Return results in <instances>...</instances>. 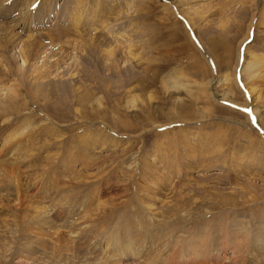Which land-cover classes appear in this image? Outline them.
<instances>
[{
    "label": "rangeland",
    "instance_id": "rangeland-1",
    "mask_svg": "<svg viewBox=\"0 0 264 264\" xmlns=\"http://www.w3.org/2000/svg\"><path fill=\"white\" fill-rule=\"evenodd\" d=\"M79 2L0 0V264H264V0Z\"/></svg>",
    "mask_w": 264,
    "mask_h": 264
},
{
    "label": "bare ground",
    "instance_id": "bare-ground-1",
    "mask_svg": "<svg viewBox=\"0 0 264 264\" xmlns=\"http://www.w3.org/2000/svg\"><path fill=\"white\" fill-rule=\"evenodd\" d=\"M86 1V0H85ZM166 1V0H165ZM84 2V1H83ZM84 5V3H82V0H80V2H79V4L75 7V10L73 11L72 10V14L74 15V14H76V15H79V16H77V22H75V23H77L78 25H79V22L81 23V21L83 20V13H84V10L86 9H82V6ZM87 5V4H86ZM164 5H166V4H164ZM84 8V7H83ZM165 8H167L168 9V7H167V5H166V7ZM71 13V12H70ZM93 13V12H92ZM71 15V14H70ZM94 15V14H93ZM168 15V14H167ZM188 15V14H187ZM20 16L22 17V14H20ZM73 18V17H72ZM104 19V18H103ZM254 19V18H253ZM109 20V19H108ZM258 20L260 21V17L258 18ZM71 21V20H70ZM74 21H75V19H74ZM84 21V20H83ZM103 21V20H102ZM117 21V20H116ZM253 21V20H252ZM106 23V22H105ZM189 23L192 25V21L190 20L189 21ZM113 24H115V23H113ZM179 24V23H178ZM109 25L110 24H107V25H105V26H103L104 28H103V31L104 30H106L108 33H109V37L111 38V40L112 39H114L116 36L118 37V38H116V39H119V36H121L122 38H124L125 36L123 35V34H117V33H115V32H113L112 31V29L109 27ZM116 25V24H115ZM76 26V25H75ZM101 26V25H100ZM193 26V25H192ZM257 26H258V23H257ZM251 27H252V23H251V26H250V28H249V32H250V29H251ZM85 28V27H84ZM257 28V27H256ZM77 29V27L75 28V30ZM85 30V29H84ZM77 31V30H76ZM83 31V30H82ZM118 32V31H117ZM124 32V31H123ZM126 33V32H125ZM249 37V36H248ZM248 37H247V39L245 38V40L243 41V43H241V45H240V48H239V54H238V62L240 63V61L241 60H239L240 58L242 59V57L244 56V54H242V53H244V52H242V51H244V44H245V42L248 40ZM84 38V37H83ZM121 44H123V43H121ZM76 47V46H75ZM116 47V46H115ZM115 47H112V46H109V51H107V53H109V55L110 56H113L114 57V55H115ZM126 47V49H125V51H126V54H127V56H129V57H131V58H136L137 57V55L134 53V48L132 49V46L131 45H129V44H127V46H125ZM227 50H226V53L228 54V48L226 47V46H224ZM84 51V50H83ZM115 58H116V56H115ZM250 58V57H249ZM252 63V62H251ZM251 63L250 62H247V58L245 57V59H244V63H243V68L244 69H246L247 71H250L249 73L250 74H254V76H255V73H258V71H260V69L259 68H263L264 67V61L263 60H261V59H259L258 61H256V63L254 64V65H251ZM237 68V67H236ZM35 70L37 71V70H39V68L38 67H36L35 68ZM42 70V69H41ZM245 72V71H244ZM257 75V74H256ZM46 76V75H45ZM44 76L43 75H41L40 76V78L39 79H41V78H43ZM256 77V76H255ZM35 79H36V77H35ZM39 79H36V80H39ZM55 80V79H54ZM229 78H224V80H223V82L227 85L229 82ZM248 82V81H247ZM74 84L73 85H71L72 87H74L75 89H74V91L73 92H75V91H78V87L76 86L77 85V83H78V81H75V82H73ZM244 86H246V88H247V95H248V98H251V100L253 101V102H251V103H257L256 102V100H258V96L256 97V92H257V89L254 87V86H252V85H250V84H248V86L247 85H244ZM60 88V89H59ZM68 88H70V86H68ZM67 88V86H65V84L64 83H62L57 89H58V91H60L61 89H68ZM239 89V88H238ZM5 90H7V92L8 93H13L14 94V92L16 93V91H13V90H15V89H13V87H11V86H5ZM1 91V90H0ZM42 91V90H41ZM66 92V91H65ZM18 93H16V95H17ZM77 95V94H76ZM237 95V94H236ZM12 97H16V96H14V95H11ZM78 97V96H77ZM79 98V97H78ZM229 100V99H228ZM255 100V101H254ZM78 101H79V99H78ZM8 104L7 103H2V102H0V112H6L7 110H9V109H12V106H13V102H14V99L12 98V101L10 102V100H8ZM254 103V104H255ZM7 114H9V113H7ZM27 120V119H26ZM8 121H10V123H8ZM19 121V120H18ZM17 121V122H18ZM16 122V123H17ZM2 123H4V124H6L4 127H6L5 129H1L0 130V134H1V137H3L2 138V141H1V143H0V151H1V155H0V162H1V165H3L4 166V169L5 170H8V173H3V174H7L6 176H9V173L11 172V171H14L15 173L20 169V159L22 160V161H24L23 159H24V157H25V155L26 156H28L29 157V159H28V162L26 161V164L27 163H29L28 164V168L31 166V164H33V166H35L36 165V159L35 158H37L36 156L37 155H34V154H29V152H32L33 151V148L31 147H29L30 145H29V140H30V138L33 136V134H31V132H28V126L27 125H25V126H23V123H22V125L21 126H13L14 125V123H12V121H11V118H5V121H3L2 120ZM25 123V122H24ZM19 125V124H18ZM21 129V130H20ZM35 134V133H34ZM25 135H26V138H24L25 137ZM1 139V138H0ZM26 148H30V150H25ZM27 153V154H26ZM27 157V158H28ZM4 158L6 159V160H4ZM26 158V159H27ZM8 160H9V162H8ZM35 160V161H34ZM6 161H7V164L9 163L10 164V166H9V164L8 165H6ZM22 164V163H21ZM5 166H9V168H5ZM3 169V168H2ZM3 169V170H4ZM4 170V171H5ZM52 170V168L50 167V171ZM49 171V170H48ZM14 173V174H15ZM11 174V173H10ZM48 175H50V174H48ZM33 176V175H32ZM31 176V177H32ZM33 178V177H32ZM17 179V178H16ZM27 180H29V179H27ZM16 182H18V181H16ZM30 183V182H29ZM20 184V183H19ZM28 184V183H27ZM36 184V183H35ZM34 185V184H33ZM19 185H17L16 187V192H17V194H19V192L22 190V193H21V195L25 198V197H28L29 195H30V190H29V188L28 187H26V182L25 183H22L21 182V186H20V188L18 187ZM30 186V185H29ZM36 186H37V184H36ZM41 188V187H40ZM20 189V190H19ZM32 193V192H31ZM1 194H3V193H1ZM16 195V194H15ZM32 195V194H31ZM30 195V196H31ZM35 195V194H34ZM44 196V195H43ZM47 196V195H46ZM36 197V196H35ZM45 197V196H44ZM48 197V196H47ZM21 198V197H20ZM33 198V197H32ZM5 201V200H4ZM4 201H0V218L3 216V214H5V216H10V215H12V214H14L16 211H18V210H21V209H24V208H22V205H19L18 204V201H19V199L17 198V202H15V201H12V202H7V203H4ZM29 203V202H28ZM23 204V203H22ZM44 206V205H43ZM52 207V206H51ZM39 208V207H38ZM38 208H36V209H38ZM42 209H45L46 210V206L45 207H43ZM26 210V209H25ZM42 211V210H41ZM41 211H39V212H41ZM52 211V210H51ZM50 211V212H51ZM37 212V211H36ZM20 213V212H19ZM42 213L44 214V212L42 211ZM16 214V213H15ZM34 214V213H33ZM37 214H38V216L37 217H35V218H39V217H42V216H47V215H42L41 216V214L40 213H38L37 212ZM4 219V218H3ZM40 219V218H39ZM1 220V219H0ZM49 220V219H48ZM3 222H4V220H2ZM1 222V221H0ZM2 223V222H1ZM45 223V222H44ZM43 224V223H42ZM44 225V224H43ZM50 225V224H49ZM113 247V246H112ZM115 247V246H114ZM152 263V262H151Z\"/></svg>",
    "mask_w": 264,
    "mask_h": 264
}]
</instances>
